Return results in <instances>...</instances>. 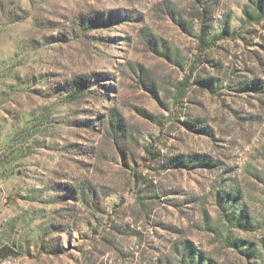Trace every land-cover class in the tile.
I'll return each instance as SVG.
<instances>
[{
	"label": "rangeland",
	"instance_id": "obj_1",
	"mask_svg": "<svg viewBox=\"0 0 264 264\" xmlns=\"http://www.w3.org/2000/svg\"><path fill=\"white\" fill-rule=\"evenodd\" d=\"M245 10L264 0H0L7 264H264V14Z\"/></svg>",
	"mask_w": 264,
	"mask_h": 264
},
{
	"label": "trees",
	"instance_id": "obj_2",
	"mask_svg": "<svg viewBox=\"0 0 264 264\" xmlns=\"http://www.w3.org/2000/svg\"><path fill=\"white\" fill-rule=\"evenodd\" d=\"M262 14H264V12H261V14L256 15L254 11L245 10L244 11V15L246 16V18H244V21H246V24L249 23L250 21H256V22H258L259 21L258 18L261 17ZM199 38L201 40H203L202 34L199 36ZM183 88H184V85L182 86V88L179 89L178 95H181V93L183 91ZM147 153H148V155H150V157L153 160V158L155 157V154L150 149L147 150ZM231 218H232V223L234 225L245 226V227H249V228L256 227V226H254V223L252 221H250V220H248L247 222H244L243 219H241V218H235V217H231ZM262 244H263V250H264V240L262 241ZM40 253L43 254L45 252L43 251V252H40ZM49 254L50 255H54L55 253L50 252ZM21 255L22 254L20 252L16 251L15 249H13L12 247H10L8 245L0 246V260H3V259L4 260L5 259L12 260L14 258L20 257ZM260 255L264 259V252L262 253L261 250L258 252V257Z\"/></svg>",
	"mask_w": 264,
	"mask_h": 264
},
{
	"label": "built area",
	"instance_id": "obj_3",
	"mask_svg": "<svg viewBox=\"0 0 264 264\" xmlns=\"http://www.w3.org/2000/svg\"><path fill=\"white\" fill-rule=\"evenodd\" d=\"M7 263H10V260L9 259L0 260V264H7Z\"/></svg>",
	"mask_w": 264,
	"mask_h": 264
}]
</instances>
